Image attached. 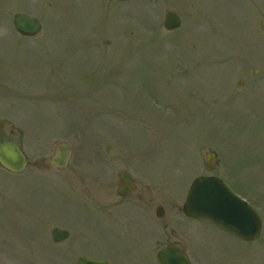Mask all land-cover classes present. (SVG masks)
Here are the masks:
<instances>
[{
	"label": "rangeland",
	"instance_id": "374dc122",
	"mask_svg": "<svg viewBox=\"0 0 264 264\" xmlns=\"http://www.w3.org/2000/svg\"><path fill=\"white\" fill-rule=\"evenodd\" d=\"M168 9L183 19L173 31ZM18 11L40 17L43 32L20 36ZM263 19L264 0H0V142L19 141L31 162L21 174L0 166V264H77L83 250L160 264L133 233L97 230L106 216L116 221L102 203L97 220V200L131 215L124 207L135 198L116 193L123 168L137 192L158 180L169 223L160 245L173 228L193 264H264V226L250 242L182 211L191 181L211 174L212 149L221 161L212 174L235 183L264 220ZM59 141L73 149L69 168L34 165ZM57 221L75 231L48 248Z\"/></svg>",
	"mask_w": 264,
	"mask_h": 264
},
{
	"label": "water",
	"instance_id": "95a60500",
	"mask_svg": "<svg viewBox=\"0 0 264 264\" xmlns=\"http://www.w3.org/2000/svg\"><path fill=\"white\" fill-rule=\"evenodd\" d=\"M13 19L16 28L25 35H34L41 29V23L36 17L16 13ZM180 25L179 15L174 11H168L165 26L168 29H175ZM3 125L4 122L0 121V129ZM70 155L69 146L66 143H59L51 163L64 167L68 164ZM209 161L211 162V158ZM0 163L11 171L19 172L26 167L27 157L19 144L7 141L0 144ZM119 192L125 194L122 190ZM184 211L189 216L208 218L246 240L256 239L261 231V219L257 212L237 196L223 180L214 176H202L193 182L184 204ZM53 233L58 240L56 236L60 231L55 229ZM159 259L163 264H189V258L178 243L161 250ZM79 264L111 263L81 256Z\"/></svg>",
	"mask_w": 264,
	"mask_h": 264
},
{
	"label": "flooded vegetation",
	"instance_id": "af4514ba",
	"mask_svg": "<svg viewBox=\"0 0 264 264\" xmlns=\"http://www.w3.org/2000/svg\"><path fill=\"white\" fill-rule=\"evenodd\" d=\"M260 58H264V56L260 57ZM253 72H255V70H253ZM241 80H242V82L239 80V83H238V86L240 89L243 88V86H244L245 78L242 77ZM220 162L221 161H220L219 156L216 155V162L214 163V168H216ZM34 165H38L39 168H41L44 172H48V171H52V170L62 171L61 169L54 168L48 162H42L41 164L35 163ZM108 166L111 167L110 164H108ZM123 169H127V168H123ZM123 169H121V170H123ZM121 170H119L118 173ZM127 170H129V169H127ZM110 173H111V169H110ZM118 173H117V175H118ZM130 173L132 175V183L134 184V190L125 196H121L119 194H117V195H118V202L124 201L127 199L135 198V201L133 202L134 205H130V207H124L125 210L131 209V211H130L131 215L130 216L126 215L122 209V215L124 217V219H123L121 217V214L118 211L114 210L115 207L112 205H114L115 203L111 204L110 201H106V200H109V198H106L102 202H98V200H97V203H94V207L96 209V214H97L98 208H99L98 203H102L103 207L107 208V211L110 215L115 214V219H116V221H114L112 219L110 220L106 216L103 219L101 218L102 220H99V216L97 214V220H99V228L97 230L99 232H102V233H105L106 231H108L109 233L117 234V235H119V233L121 231H125V230L127 232H130V234L133 233L135 236H137L141 240V243H143L145 246H147L148 248L153 250L154 258H156L157 251L160 248L171 245L173 243V241H179L182 244L184 251L190 255L191 249H189L188 246L186 247V244L183 241L182 234L180 233V235H177L175 233V231L173 230V228H171L172 232L170 231V234H167V235H169V239L165 240L161 245L159 244V242H160V238H159L160 226H162V228H168L169 223L165 218V214L167 213L166 210L163 212V215L160 216V210H159L160 204L158 203L157 198H156L159 194L158 193V189H159L158 180L156 179V181H155V185H158L157 189H155L156 186L154 185V183L151 185L146 184L147 186H145L143 191L137 192V191H139L138 182H137L134 174L131 171H130ZM118 181H119L118 182V186H119L121 184L119 176H118ZM116 193H117V188H116ZM134 193H136V194L134 195ZM95 196L97 197V194ZM30 203L34 204L36 202L31 201ZM138 213L141 214V216H142L141 219L136 218L135 214H138ZM131 216L134 217V222L132 221ZM142 219H145V221L147 222V228H145L143 226V224L141 222ZM41 223H43V219L41 220ZM58 223H59V226H61V228L68 230L70 232L69 237L65 241L63 240L62 242H54L52 234H51V239H52L53 243L52 244L48 243V245H47L48 248L54 247V249H55V247L60 246L61 244H64L65 242H67L69 240V238H71L72 231L73 232L75 231L71 228L72 226H70L69 224H66L65 222L59 221ZM101 223L103 225H101ZM48 227H49V224L47 223V229H48ZM96 240L99 241V243H102V244L104 243V240H102V238H99V239L97 238ZM100 240H102V242H100ZM80 244H82V243H78L79 246H80ZM155 248H156V251H155ZM83 253H84V250H83ZM190 257H191V263H193L192 259H194V257L193 256H190ZM76 262H77V260H76Z\"/></svg>",
	"mask_w": 264,
	"mask_h": 264
}]
</instances>
